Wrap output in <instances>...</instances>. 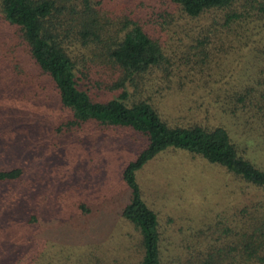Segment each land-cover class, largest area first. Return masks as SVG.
Segmentation results:
<instances>
[{
    "label": "trees",
    "instance_id": "1",
    "mask_svg": "<svg viewBox=\"0 0 264 264\" xmlns=\"http://www.w3.org/2000/svg\"><path fill=\"white\" fill-rule=\"evenodd\" d=\"M0 21L12 27L16 37L0 51V64L35 69L36 76L53 82L65 112L55 131L72 134L94 123L100 130L125 127L144 137L141 148L119 169L127 195L118 214L140 233L139 258L130 262L107 246L101 253L108 257L83 250L76 255L82 259L68 264H264V168L243 156L238 139L224 126L171 124L149 94L140 93L156 79H176L178 86L218 83L217 96L227 112L254 122L264 139V0H0ZM77 45L91 56L81 49L74 54L72 46ZM238 47L254 55L248 74L217 73L225 68L226 55ZM80 58L90 63L79 64ZM96 60L105 64L102 72L114 74L103 86L102 79L91 74L95 70L102 75L94 68ZM125 84L130 92L102 99L88 91L90 86L114 90ZM169 84L164 83L166 88ZM37 86L43 87L40 80ZM36 96L30 93V98ZM174 149L219 164L255 189L247 200L190 231L185 241L172 237L164 227L172 223V215L164 213L161 219L141 198L135 179L146 160ZM21 173V165L0 167V182L17 180ZM65 195L58 193L60 202ZM74 205L90 211L84 200ZM28 255L22 256L26 260Z\"/></svg>",
    "mask_w": 264,
    "mask_h": 264
},
{
    "label": "rangeland",
    "instance_id": "2",
    "mask_svg": "<svg viewBox=\"0 0 264 264\" xmlns=\"http://www.w3.org/2000/svg\"><path fill=\"white\" fill-rule=\"evenodd\" d=\"M13 31L0 21V51L5 52L16 39ZM72 49L74 54L81 49L91 56L84 47ZM226 57L225 68L216 72H231L232 77L242 72L245 77L254 59L244 47L235 48ZM79 61L90 63L88 59ZM104 66L94 61L95 69L102 72ZM91 71L93 77L102 79L101 86L114 78L111 72L99 75ZM35 72L0 64V167L22 168L17 180L0 182V264H11L14 259L21 264L75 263L83 258L76 256L83 250L108 257L101 253L107 246L114 247L113 255L122 254L134 263L140 256V233L118 214L127 195L119 169L141 148L143 135L125 127L100 130L94 123L72 134L55 131L54 125L65 112L53 82ZM39 80L43 87L37 86ZM165 82L170 83L168 88ZM121 90L130 92L131 88L126 84L114 90L90 86L88 91L102 99ZM220 90V85L212 81L178 86L176 79H156L143 85L140 93L149 94L171 124L224 126L238 139L243 156L264 168V139L256 124L245 121L241 114L227 112L226 103L217 96ZM30 93L37 96L30 98ZM135 179L141 198L158 211L161 219L164 213L172 215V223L164 227L176 240L184 241L190 231L255 193L254 187L223 166L192 157L183 149L158 152L135 171ZM58 193H66L63 203ZM45 195L48 197L43 201ZM81 200L90 211L77 209L74 203ZM34 247L40 250L32 252ZM26 252L29 255L25 260L22 255Z\"/></svg>",
    "mask_w": 264,
    "mask_h": 264
}]
</instances>
